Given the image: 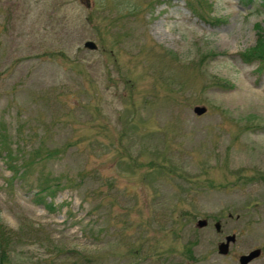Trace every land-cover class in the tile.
Returning <instances> with one entry per match:
<instances>
[{"label":"rangeland","instance_id":"rangeland-1","mask_svg":"<svg viewBox=\"0 0 264 264\" xmlns=\"http://www.w3.org/2000/svg\"><path fill=\"white\" fill-rule=\"evenodd\" d=\"M254 3L192 0L205 20L186 0H0L7 264H241L258 247L247 264H264V67L241 57L264 34ZM47 179L53 211L35 201Z\"/></svg>","mask_w":264,"mask_h":264},{"label":"trees","instance_id":"trees-1","mask_svg":"<svg viewBox=\"0 0 264 264\" xmlns=\"http://www.w3.org/2000/svg\"><path fill=\"white\" fill-rule=\"evenodd\" d=\"M246 4L251 3L253 0H242ZM260 40L257 44V46L247 49L243 52H241V56L245 62H253L258 61L261 70L264 67V34L261 33ZM2 139L0 140V150L2 151H8V158L11 160H14V154L12 150H10V146L8 143V139L6 138V134L1 133ZM43 150L42 147L36 148L33 151L29 152L25 156H23L21 165L14 164L11 162L9 164V167L14 171V177L17 175H20L24 180L29 177L30 171H28L31 166H33L36 163V159L39 157H43L42 154ZM53 153H48L46 156L49 158L52 156ZM27 181V180H26ZM56 191L54 184L49 183V180L40 181L38 184V191L36 193V202L44 204L46 208L49 210H55L56 206L52 202V200H49V195L53 194ZM10 242H7V238L2 233V228L0 226V264H7V248Z\"/></svg>","mask_w":264,"mask_h":264},{"label":"water","instance_id":"water-1","mask_svg":"<svg viewBox=\"0 0 264 264\" xmlns=\"http://www.w3.org/2000/svg\"><path fill=\"white\" fill-rule=\"evenodd\" d=\"M85 45L91 49L97 48V44L94 41H87L85 43ZM206 110H207V108L205 106H196L195 107V112H197L198 114H202ZM207 223H208V221L206 219H200L197 223V226L203 227V226L207 225ZM216 228L218 230H220L221 224L219 222L216 223ZM235 241H236V235L235 234L227 236V241L220 243L219 252L222 254H227L230 250L231 242H235ZM261 251H262L261 248H257V249L252 250L248 254L242 255L240 257L241 264H247L248 262H250L254 258L259 257L261 254Z\"/></svg>","mask_w":264,"mask_h":264}]
</instances>
